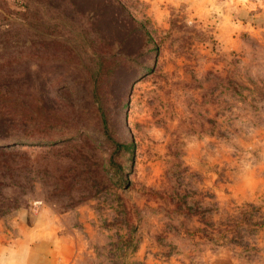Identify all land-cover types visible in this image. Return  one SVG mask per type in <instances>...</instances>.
I'll use <instances>...</instances> for the list:
<instances>
[{
	"label": "rangeland",
	"instance_id": "1",
	"mask_svg": "<svg viewBox=\"0 0 264 264\" xmlns=\"http://www.w3.org/2000/svg\"><path fill=\"white\" fill-rule=\"evenodd\" d=\"M117 1L0 0V225L63 264H264V0Z\"/></svg>",
	"mask_w": 264,
	"mask_h": 264
},
{
	"label": "crops",
	"instance_id": "2",
	"mask_svg": "<svg viewBox=\"0 0 264 264\" xmlns=\"http://www.w3.org/2000/svg\"><path fill=\"white\" fill-rule=\"evenodd\" d=\"M26 217L22 213L10 228L0 225V264H63L56 243L43 241L39 225H25Z\"/></svg>",
	"mask_w": 264,
	"mask_h": 264
},
{
	"label": "trees",
	"instance_id": "3",
	"mask_svg": "<svg viewBox=\"0 0 264 264\" xmlns=\"http://www.w3.org/2000/svg\"><path fill=\"white\" fill-rule=\"evenodd\" d=\"M112 2H114V3H116L117 5L119 4V2L117 1V0H112ZM129 17V16H128ZM130 21L132 22V23H135V21L133 20V18H130ZM46 42L48 43H53V41H51V39L49 38V39H47L46 38ZM45 42V41H44ZM39 56H41V57H36V59H35V61H37V62H39V63H41L42 61H46V62H52L53 60H64V59H59V58H61V57H53V53H50V55H46V56H42V55H39ZM45 107H44V105L43 104H40V105H38V107H37V105H36V107H35V109L34 110H37V109H39L40 111H41V113H43L42 112V110L44 109ZM44 114V118H43V120L44 121H40V119H31L30 118V120L34 123V126L41 132V130H43L44 128H48V129H51V127H52V123H51V120H49L50 119V117H51V111L50 110H48L47 109V114H45V113H43ZM3 126H4V123L2 122V119H1V116H0V131H2L4 128H3ZM39 138V137H38ZM15 142H19V141H15ZM1 153V152H0ZM0 155H3L2 153L0 154Z\"/></svg>",
	"mask_w": 264,
	"mask_h": 264
}]
</instances>
